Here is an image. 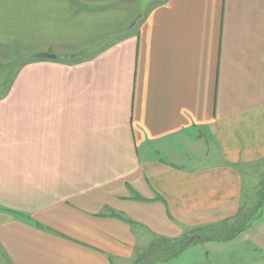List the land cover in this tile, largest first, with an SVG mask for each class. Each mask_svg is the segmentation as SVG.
<instances>
[{"label":"crops","instance_id":"obj_1","mask_svg":"<svg viewBox=\"0 0 264 264\" xmlns=\"http://www.w3.org/2000/svg\"><path fill=\"white\" fill-rule=\"evenodd\" d=\"M81 1L0 0V57L31 52L0 94V264H129L213 226L180 264H264V208L228 230L264 176V0Z\"/></svg>","mask_w":264,"mask_h":264},{"label":"trees","instance_id":"obj_2","mask_svg":"<svg viewBox=\"0 0 264 264\" xmlns=\"http://www.w3.org/2000/svg\"><path fill=\"white\" fill-rule=\"evenodd\" d=\"M260 190L257 191V196L255 199V203L252 205L251 209L242 210L238 215L233 219L232 225L235 227L236 230H233L232 233L240 232L245 226L248 225L249 221L255 217L256 212L259 209L263 210L264 208V176L261 178L260 182ZM114 218H119L121 220H125L123 216L111 213L110 214ZM130 225H133L130 221H125ZM235 222V223H234ZM225 226V225H223ZM37 227H41L37 225ZM231 229V228H230ZM228 229V230H230ZM227 230V231H228ZM207 232H216L215 241H220L221 239H227L226 232L222 231L220 226L219 227H206L194 231H189L187 234L180 238L173 239V240H165V239H154L150 244V248H144L141 252L137 255L133 264H155L158 262H162L163 260H167L174 255L177 254L178 251H182L185 248H188L192 245L193 241H198L204 238L203 234ZM230 233V232H229ZM231 233V234H232ZM154 246V250L152 249Z\"/></svg>","mask_w":264,"mask_h":264},{"label":"rangeland","instance_id":"obj_3","mask_svg":"<svg viewBox=\"0 0 264 264\" xmlns=\"http://www.w3.org/2000/svg\"><path fill=\"white\" fill-rule=\"evenodd\" d=\"M79 2H82V1L81 0H71V4L73 6H77ZM106 2H107V4H105L106 6L112 5V2H110L109 0H107ZM147 3H148L147 0H139L137 2L135 1L132 4V7L137 12V16L143 17L145 15V12L148 10ZM86 4L91 5L93 7H99V5H98L99 3H96V0H88V1H86ZM134 20L131 24L135 23ZM131 24H130V26H131ZM136 28H137V26L134 25L133 30H135ZM90 52H91V49L89 47L83 48V50H82V54L84 56L89 55ZM25 53H31V52H27L23 49H17L16 47L13 49L4 50V56L0 57V94H3L6 91L10 82H12V80L16 77L19 68L21 66H23V60L25 57ZM260 219H264V215ZM233 230H236V229L232 225L231 229L229 230L230 233H232ZM240 233H241V231H240ZM203 236H204V238H202L201 240L193 241L192 245H190L189 247H192V249H196L197 251H201L208 244H219L220 241H222L221 244L225 243V239H221L219 242L215 241L214 237L216 236V232H213V233L207 232V233H204ZM144 244L146 247H141V248H138L136 250L135 257H134L133 261L135 260L137 255L141 252V250H143L144 248H147V249L150 248L151 244L149 242H146ZM188 248H185L181 252L178 251L177 254L174 255L173 257H171L167 260H163L162 262L155 263V264H180L178 259L186 251H188ZM152 249L155 252L154 246H152ZM133 261L130 262L129 264H133Z\"/></svg>","mask_w":264,"mask_h":264},{"label":"water","instance_id":"obj_4","mask_svg":"<svg viewBox=\"0 0 264 264\" xmlns=\"http://www.w3.org/2000/svg\"><path fill=\"white\" fill-rule=\"evenodd\" d=\"M42 57H43L44 59H55V58H56L55 56H53V55H48V54H44V55H42Z\"/></svg>","mask_w":264,"mask_h":264}]
</instances>
